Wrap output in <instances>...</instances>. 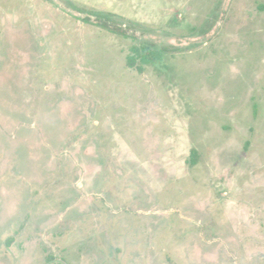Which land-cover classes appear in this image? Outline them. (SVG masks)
Wrapping results in <instances>:
<instances>
[{
	"label": "rangeland",
	"instance_id": "rangeland-1",
	"mask_svg": "<svg viewBox=\"0 0 264 264\" xmlns=\"http://www.w3.org/2000/svg\"><path fill=\"white\" fill-rule=\"evenodd\" d=\"M0 264H264V0H0Z\"/></svg>",
	"mask_w": 264,
	"mask_h": 264
},
{
	"label": "trees",
	"instance_id": "trees-1",
	"mask_svg": "<svg viewBox=\"0 0 264 264\" xmlns=\"http://www.w3.org/2000/svg\"><path fill=\"white\" fill-rule=\"evenodd\" d=\"M86 19L89 21L88 18H86ZM95 22H97V21H95ZM97 24H99V25L101 24V25H103L106 28H110L115 33H118V34H121V35H125L126 34L125 30H123L121 27H111L110 25H107V23L102 22V21H98Z\"/></svg>",
	"mask_w": 264,
	"mask_h": 264
}]
</instances>
